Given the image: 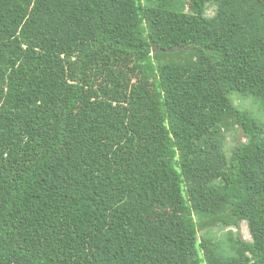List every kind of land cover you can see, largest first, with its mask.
I'll list each match as a JSON object with an SVG mask.
<instances>
[{"label":"trees","instance_id":"trees-1","mask_svg":"<svg viewBox=\"0 0 264 264\" xmlns=\"http://www.w3.org/2000/svg\"><path fill=\"white\" fill-rule=\"evenodd\" d=\"M0 264H264V0H0Z\"/></svg>","mask_w":264,"mask_h":264},{"label":"rangeland","instance_id":"rangeland-1","mask_svg":"<svg viewBox=\"0 0 264 264\" xmlns=\"http://www.w3.org/2000/svg\"><path fill=\"white\" fill-rule=\"evenodd\" d=\"M216 9H217V5L211 2L207 6L206 14L208 16H213L216 13ZM232 96L236 104L242 107L250 106L252 104L251 101L254 102L256 104L255 106L256 113H258V108L260 107V104H261L260 100L258 99L252 100V98H244L242 95L237 94V93H234ZM244 140H245V136L243 132L241 131V129L239 131L231 130V131L226 132L225 148H226L228 157L231 156L232 150L236 146V144L239 141H244ZM229 229H232L233 232H238L239 235L242 237V239L251 240L250 231H249L248 224L246 221H241L237 227L226 228V229H223L221 227H216L213 229L211 236L209 238L212 239L213 241H217L218 239H220V241L226 240L225 233ZM200 236H201V233H200ZM226 250L228 251V247L226 248Z\"/></svg>","mask_w":264,"mask_h":264}]
</instances>
